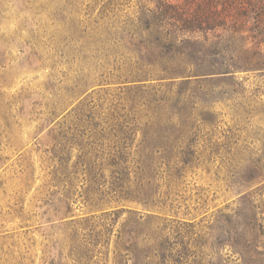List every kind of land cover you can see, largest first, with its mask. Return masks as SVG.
<instances>
[{"label": "rangeland", "instance_id": "rangeland-1", "mask_svg": "<svg viewBox=\"0 0 264 264\" xmlns=\"http://www.w3.org/2000/svg\"><path fill=\"white\" fill-rule=\"evenodd\" d=\"M142 2L0 0V264H133L148 247L241 264L206 226L244 192L264 226V63L181 81L133 78L122 49L87 56ZM101 188L134 201L100 207Z\"/></svg>", "mask_w": 264, "mask_h": 264}, {"label": "trees", "instance_id": "trees-1", "mask_svg": "<svg viewBox=\"0 0 264 264\" xmlns=\"http://www.w3.org/2000/svg\"><path fill=\"white\" fill-rule=\"evenodd\" d=\"M104 10L102 6L99 18L107 16ZM112 17L118 18L115 13ZM247 19L253 20L249 28L252 32L251 47L244 43ZM123 24L121 31H106L110 37L113 36L111 46H97V54H91L92 47L87 46L86 54L89 57L108 56L119 49L124 50L120 55L133 78L159 76L185 81L192 76L231 75L239 68L264 63V48L261 47L264 44L263 0H145L127 15ZM121 41L124 43L120 44ZM256 193H239L237 206L231 208L226 204L217 208L206 226L207 233L213 238L230 242L241 264H264V243H261L264 226ZM97 199L100 207L134 201L125 197L121 190L103 188ZM99 210L102 211L100 217L118 213V209ZM126 211L134 216L131 220L136 224L158 216L135 209ZM99 235V232L95 233L97 238ZM130 248L126 250L131 251ZM159 251L148 247L134 253L133 264H162Z\"/></svg>", "mask_w": 264, "mask_h": 264}]
</instances>
